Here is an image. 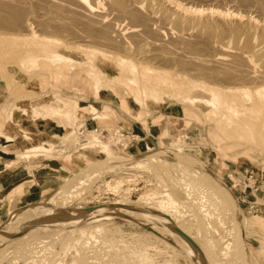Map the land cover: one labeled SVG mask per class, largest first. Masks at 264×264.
<instances>
[{"label":"rangeland","instance_id":"1","mask_svg":"<svg viewBox=\"0 0 264 264\" xmlns=\"http://www.w3.org/2000/svg\"><path fill=\"white\" fill-rule=\"evenodd\" d=\"M179 1H182L181 3L185 6L188 4L187 7L202 9L216 8V10L219 9V11L227 10L232 12L236 10L234 13L240 12L241 15H245L246 13L249 14L248 12H253L251 10L248 11L250 9L249 5H247V7L245 4H241L237 0H216V2L214 0H178V2ZM229 1L232 3L230 4ZM27 2L30 3H28V7L27 4H25L26 7L25 5H19L17 8H22V6L23 8L25 7V9L27 8V12H32L30 17L32 15L35 20H37L36 18H39L40 15L42 16L44 14L43 16H45L46 14L50 13L49 4L51 3L47 4L50 2V0H28ZM246 8L249 9L246 10ZM252 15H254V13H252ZM43 16L40 17V19H46V17ZM32 17L31 19H33ZM33 23L36 31L35 34L38 38H40H37V40H39V44H41L39 47L44 46L45 43L43 38L47 37L46 39H50L52 35H50L48 32H42L37 26L38 21H34ZM118 25L121 27L120 29L125 28L126 25L128 26L127 23H123V25L120 23ZM151 29L155 30L157 29V26L155 27L154 25V27L152 26ZM163 32L166 34H163V36L166 37L162 36V41H159L158 38L155 39H157L156 41H159L160 44L164 42L165 44L163 43V45H167L165 48H169L168 46H173L170 47V51H175V49H177L176 47H184V44L181 45L178 43V36L175 37L178 35L177 33L176 35H167L166 29L163 30ZM19 37L25 38L23 36ZM19 37L17 39H19ZM53 37L54 36L51 38ZM58 38L61 39V41L66 39L61 37ZM148 39H150V42L153 41V44L155 43L154 45L156 46L159 44V42H156L153 37ZM73 41L74 40L68 39V42ZM75 43H78L79 45H85V43L79 39ZM86 45H88V43H86ZM0 46V49H2V47L8 51L11 49L9 48V45L6 44L4 45L0 43ZM34 53L38 54V50H35ZM6 54L7 55L3 53L0 54V63H2V70H0L1 237L2 235L4 237L10 233H16L17 228L13 227L11 224L22 221L21 218L24 211L28 209L32 210V208L36 205L40 206L41 204H49V201L52 197H54L65 186L75 181L80 175L85 173L90 166L96 167L99 164H103L102 166L104 169H101V171H98L95 174H91L92 176L89 175L90 180H92L91 178L95 177L96 180L93 182V184L91 181V185L89 184V186L84 188L80 198L72 199L66 203V205H60L59 207L53 205V208L56 207L57 210L63 209V211L68 212H65L67 215H69L70 212H76L73 213V215H80L83 210L98 205H110L117 202L119 204H128L137 201L140 197H144V199L147 200V206H150V204L157 205L161 198H159L156 193L167 189H171V192H166H170L172 194L176 193V196H178L179 193H182L181 195H183L184 191L186 192V190L182 192L181 190L178 191L180 188H178L179 186L176 185V182L179 183V181L176 180L179 179L181 175L175 172L176 165L180 164L179 161L183 158L190 161V164L188 163L187 165L181 163L184 166L183 168H185L188 172L195 171V169H199V171L205 170V172L208 173H206L208 178L212 177L219 181L223 189L228 191L234 207L236 206L235 210H237L238 215L240 214L239 218L247 223V227L245 228L244 226L240 228L239 224L238 226L232 228L226 224H224L225 226L222 225L219 221H224L230 217L227 216L226 218L225 214H223L224 216L221 215L223 213L221 210L222 207L220 208L217 203V205L214 206L215 202L217 201L214 202V199H206L204 198L205 196L200 194H206L208 189L206 185L204 186L203 184H199L197 187L196 185L192 186V191L187 190L189 193L192 192V194H190L191 197L194 195V192L196 193L197 191L198 195L195 194L193 199L190 196H186L185 194L182 196V198H180L181 195L178 196V198L174 194L175 199H179L181 201L180 202L178 200L180 203L184 202V205L186 206V208L184 205L182 207V204L180 205V203H178L176 200L179 205L176 207L177 209L175 214L177 216V222H179V224L182 226L184 224L186 225H184L185 227H182L183 234L187 235L193 240H201L207 237V235L209 237L214 235L215 238L213 236L211 237L212 239L210 238L212 241L210 239L208 241L212 242L211 246L215 244V248L213 247V251H210V254L211 256L214 254L217 258L222 260L224 259L221 261V264H231L232 260L234 262H232V264H264V148L262 149L261 146L255 147V145L249 146L248 144L243 146L244 144L239 142L234 136L218 134L215 131L216 127L214 121H206L203 118L198 117L191 107H189L187 104L181 103L175 98L166 96L163 98V100H148L142 105L134 102L132 96L137 95L138 90L127 84L125 75H118L124 84L123 87L115 85H103L101 88H94L84 81V79H90L91 76L85 77V72L81 71L80 69H67L58 72L57 70H54L53 67L49 66V64L41 61L37 62L36 67L28 65L24 68H18L16 67L18 61L25 55H23L19 50H15ZM12 58L13 60H11ZM157 62L160 64L156 63V60L154 63L151 60V64L148 61L147 65L150 64L149 66H152V68L158 67L157 69H160V71H173L172 73L178 76L182 74H185V76L187 74L190 75V71L183 72L175 65L170 66L159 61ZM3 63H7L9 65L6 66L3 65ZM95 63L98 62L95 61ZM113 67L115 66L110 63L109 66H103L102 68L100 67V69L102 71L108 70L110 72ZM66 72L69 76H66ZM60 73L62 74L57 75ZM114 75L115 73L112 72L108 77L112 78ZM108 77H102V84H105L104 82L106 79H109ZM47 106L58 107L62 112H65V114H58V119L57 115H51V113L46 108ZM85 127L87 129L86 136L84 138L78 137V129H84ZM95 128H100L101 130L106 129V131L109 133L114 131L117 135H122L123 132L125 135H131L133 138L128 137L124 140V137L122 136L121 140V138H118V136L116 138L115 136L111 135L107 140H102L96 133V138H98L99 141L101 140L103 143L109 142V148L112 153L110 159H108V157H106V155L101 152L102 149L99 146H97V148L90 147L79 151V147L81 145L86 144L94 137L93 131ZM170 132L174 133L175 135L177 134V140L180 141L181 139L180 143H178V141L172 142L170 138H167V134ZM114 141H116L118 144L121 142L122 146H119ZM113 143H115V145ZM174 144H177L176 147L181 145L182 150L180 153L177 154L175 148L171 149L172 145ZM32 147L39 148L38 151L33 152L37 154L29 155L30 157L20 156L23 152L31 149ZM149 150L150 152L151 150L162 152L160 153L162 154L159 157L160 160L169 164V168L167 169L168 171L165 174L161 170V166L153 167L151 171H148L146 168L138 170L123 168H119L115 171H109V169L107 171L105 170L110 166L116 167V165L120 166L122 164H130L135 162L136 160H131L130 156L140 157L143 155H150V153H147ZM77 155H79V157ZM119 157L121 158L119 162L116 161V163L113 161L115 158ZM142 158L145 159V157ZM144 164L149 163L145 162ZM189 168L191 170H189ZM146 171L148 172L146 173ZM200 174L203 175V172H200ZM98 175L99 177H97ZM192 183V185L195 184L194 182ZM175 185L178 188L176 189V192H174ZM204 187L207 189L205 192L203 191ZM199 189H202V191L200 190L201 192H199ZM187 192L186 194H188ZM199 195L203 197V200H199L201 199V196ZM155 196L158 197L156 198ZM186 197L187 199H185ZM191 199H195V201L191 202ZM204 200L206 201V204L212 201L210 202L211 204H208L209 206L212 205L211 208L209 207L210 210L208 211L212 212L214 210V214L208 212L207 216L204 217V215H202V213L198 210L199 207L204 206ZM196 201H198V203ZM193 203L197 204L195 205ZM199 204L202 206H199ZM206 204L205 206L208 208V205ZM178 207H182L181 210L183 208L187 209V212L190 210L189 214H186V211H184L185 209H183L182 212ZM214 207H218L221 211L218 212L219 210L217 211ZM12 212L22 213L17 218H10V213L12 214ZM163 212H168V210H163L161 207V213ZM36 213L39 212L36 211ZM218 213L220 214L218 215ZM182 214L185 217L184 219ZM189 215H191V217ZM222 216L224 220H222ZM76 217L78 216L76 215ZM178 217H180V220ZM189 217L191 221L189 220ZM195 217L198 219L199 223L196 219L194 220ZM130 218L120 219L118 217L112 218L111 221L106 220L101 222L103 226L102 231L100 232H95L94 230L95 226H97L99 223L93 222L86 223L82 226L78 225V229L84 228V235H79V233H69V228L73 227H69L68 225L66 229L65 227H62L64 228V230H62L65 233H62L59 237L58 233H60L62 230L56 229V233L52 235V237H54L53 240L55 239L54 241H49L47 245L46 243L43 244L46 246H44L43 249H39L37 252L35 251L36 254H30L32 256H27L24 254L26 256L24 257L23 254H20L22 257H18L17 255L13 254L14 250L12 251V249L14 247L11 246V244L15 246L16 244L13 243L18 242L17 245H24L28 239L24 238V235L22 234V237L19 236L17 239H15L17 240L16 242L15 240H11L13 243L10 241L6 244L7 247L10 246L8 249L5 248V250H8L7 254L5 251L2 252L1 250L0 257L3 258H0V264H23V262L24 264H32L34 262L35 264H38V261L40 260L41 262V259L46 255L43 253H47L48 251L49 252L45 256L49 258H46L47 260L51 262L60 260L63 264H80L79 262L81 261L79 257L82 253L84 255L82 254L81 256H84L85 260L81 262V264L202 263L203 260L200 261V259H197L196 261L195 259H191L185 250L177 246L179 245V242L177 243L174 239H172V237H168L167 239L165 234L161 235L155 230V228L152 229L151 226H147V224L144 222L141 223L142 221H140V219L137 220L136 217H133L132 219ZM210 218H213V220ZM186 219L188 222H186ZM215 220H218L217 222L221 224V227L218 226L219 224ZM228 220L224 222L227 223ZM6 225L8 231L6 229L3 230L4 226ZM22 225L21 228L23 227ZM220 228L225 229H222V231ZM229 228H234L235 232H233V230H227ZM163 230L164 233H167V228H164ZM209 231H212L211 236L210 233H207ZM225 231H230L226 232L225 235L227 237L224 235ZM205 232L207 234H205ZM55 235L57 237H55ZM11 236L8 240L14 237ZM82 236L84 237L82 238ZM229 236L234 240L235 238H238V242H236L237 240L234 241ZM213 238L215 240H213ZM206 239L207 238H205V240ZM227 239H229V241ZM230 239L233 242L230 241ZM162 240L164 242H162ZM168 240H171L172 243H170ZM222 240L224 242H230L232 246H242L243 249L241 248V254L239 255L240 257L243 256L244 259L242 257V259L236 261L234 259L231 260L233 257L228 256L227 259L231 260L229 262L226 258H222L223 255L220 253L224 252L225 250H222V247L220 246H222L221 243H223V245L226 244ZM104 243L108 244L106 245ZM111 243H113V246ZM76 244L77 246L80 244V247H77ZM72 245L73 247L70 248ZM109 245L111 248L107 247ZM0 247L2 248V244ZM78 249L79 251L84 250L81 252V254L78 252L79 257L77 256V252L74 251ZM100 249L107 251L103 253ZM214 250L217 254L214 252ZM64 252L66 253L64 254ZM74 252L76 253L75 255ZM84 252H86V254ZM93 253L96 254V257ZM34 254L37 255L38 258H36ZM55 254H59L57 258ZM11 255L14 257H10ZM107 255L108 257L105 258ZM220 255L221 257H219ZM60 257L61 259H59ZM229 257L231 258L229 259ZM30 258H33L34 261ZM77 259L79 261H77ZM96 260L100 261L97 262ZM203 262L206 264H211L206 259Z\"/></svg>","mask_w":264,"mask_h":264},{"label":"bare ground","instance_id":"2","mask_svg":"<svg viewBox=\"0 0 264 264\" xmlns=\"http://www.w3.org/2000/svg\"><path fill=\"white\" fill-rule=\"evenodd\" d=\"M27 1L28 0H0V43L9 45V48H11L8 51L2 47L0 52L5 55H7L6 53H10L15 50L22 52V54L25 56H23L22 59L18 61L16 67L24 68L28 65L36 67L37 62L41 61L49 64V66L53 67L54 70H57L58 72L77 68L85 72V77L91 76L90 79H84V81L94 88H101L103 85H115L123 87L124 84L118 75H125L127 84L138 90V94L132 96L134 102L142 105L148 100H163V98L166 96L175 98L181 103L187 104L189 107H191L198 117H201L206 121H214L216 127L215 131L218 134L234 136L239 142L244 144H242L243 146L248 144L249 146L255 145V147L261 146L262 149L264 148V0H237L239 3L245 4V6H250V9L248 8V10L246 8V10L253 11L248 12L249 14L246 13L245 15H241L240 12L234 13L236 10L232 12L227 11L226 9V11H219V9L216 10V8H214V10L212 8L202 9L187 7L188 4L185 6L181 3L182 1L178 2V0H50V2L47 3H51L49 4L50 13L47 12L48 14L45 16H43L44 14L42 15L43 17H46V19H40V17H42L40 15L39 18H36L37 20H35L32 15L31 17L33 19H31L30 14L32 12L30 13L26 11L27 8L25 9V4H27V7L29 6V2ZM214 1L216 2V0ZM19 5H25V7L23 8L22 6V8L26 12L21 7L17 8ZM252 13H254V15H252ZM34 21H38L37 26L42 32H48L50 35L56 38H51L52 36H48L50 39H46L47 37H42L44 39L42 40L44 41L45 45L39 47L41 44H39V40H37L38 37L35 34L36 31L33 23ZM120 23H122V25L123 23H127L128 26L126 25V27L124 26L125 28L120 29L121 27L118 25ZM154 25L155 27L157 26V29L152 30L151 27H154ZM165 29L167 30V35H176L177 33L178 35L175 37L178 36V43L181 45L184 44V47H176L177 49H175V51H170V47L173 46H168L169 48H165L167 45H163L164 42L160 44L159 41L162 39L163 34L166 35L165 32H163ZM16 36H23L25 38L19 37V39L22 38L19 40ZM58 37L66 39L61 41V39ZM150 37H153L155 41L157 40L155 38H158L159 41H156L159 42L157 45L158 47L154 45L155 43L153 44V41H151L152 43L150 42V39H148ZM68 39L74 41L75 39L76 41L79 39L83 41L85 45H79L78 43L76 44V41L68 42ZM86 43H88V45H86ZM35 50H38V54L34 53ZM11 60H13V58ZM151 60L153 63L156 60V63L159 61L166 65H175L183 72L190 71V75L187 74L188 76H185V74H182L178 76L173 74V71L166 72L165 70L160 71V69H157L158 67L152 68V66H149L151 64ZM95 61L98 63H95ZM148 61L150 63H148L149 65H147ZM110 63L115 66L110 70V72L108 70L102 71L100 69V67L102 68L103 66H109ZM3 65L7 66L9 64L3 63ZM0 68V70H2V63H0ZM112 72L115 73V75L112 78H109L108 76H110ZM61 74L62 73L57 75ZM66 76H69L67 72ZM103 76L109 78L106 79L104 82L105 84H102ZM46 108L51 113V115H57V118L59 117L58 114H65V112H62L58 107L47 106ZM94 133L95 132L93 131L94 137H91L92 139L86 144L81 145L79 147V151L90 147L97 148V146H99L102 149L101 152H103L106 157L110 159L112 153L109 148V142L103 143L101 140L99 141V139L96 138V133ZM118 138H121L122 140V135H118ZM167 138H170L172 142L178 141V143H180L181 141V137L179 138L180 141L177 140V134L175 135L172 132L167 134ZM118 140L121 141L120 139ZM113 144L115 145V143ZM116 144L118 143L116 142ZM176 145L177 144L172 145L171 149L175 148L178 154L182 150V147L181 145L176 147ZM38 149V147H32L31 149L23 152L20 156L30 157L29 155L37 154L33 152L38 151ZM147 153H150V155H143L140 157L130 156L131 160H136L135 162L130 164H122L120 166L116 165V167L110 166L105 170L107 171L109 169V171H115L119 168L138 170L146 168L148 171H151L153 167L161 166V170L165 174L168 171L167 169L169 168V164L160 160L159 157L162 155L160 154L162 152H156L152 150L150 152L149 150ZM77 156L79 157V155ZM142 157H145V159ZM120 160L121 158L119 157L115 158L113 161L119 162ZM145 162L149 164H144ZM179 162L180 164L176 165L175 172L179 173L182 178L180 177L176 180L179 181V183L176 182V185L179 186L178 188L180 189H178L175 185L174 192L177 191L176 189H178V191L181 190V192L184 190H186V192L187 190L192 191V186L196 185L197 187L199 184H203L204 186L206 185L208 191H206L207 189L204 187L203 191H206V194H200L205 196L204 198L206 199H214V202L217 201L215 202L214 206L218 204L220 208L222 207L221 210L223 213L221 212V215L225 214L226 218L227 216L230 217L226 219L229 220L227 223H225L226 220L223 219V215L222 220L225 222H219H221L222 225L226 224L231 228L238 226V224L240 225V228L243 226L244 228L247 227V223L239 218L240 214L238 215L237 210H235L236 206L234 207L228 191L223 189L222 185L217 179L212 177L208 178L206 176L207 172H205V170L199 171V169H195V171L188 172L185 168H183L184 166L182 165H187L190 162L188 160L182 158ZM102 165L103 164H99L96 167H88V170H85V173L80 175L75 181L65 186L54 197H52L49 201V204H41L40 206L36 205L33 207L34 209L32 208V210H23L24 213H10V218H17L22 213V221L11 224L13 227L17 228V231L15 230L16 233H10L4 237L3 235L2 237L0 236V246L2 244V248L0 247V253L2 250V252L5 251L7 254L8 250H5V248L8 249L10 246L7 247L6 244L11 240L17 239V237L21 236L22 234L24 235V238L29 240H26L27 242L24 245H17V240H15L16 243L11 241L13 244H16L15 246L11 244V246L14 247L12 249V251L14 250L13 254L17 255L18 257H22L20 254H23V256L26 257L24 254L29 256L30 254L35 253V251L37 252L39 249H43V247L46 246L49 241L53 240L54 237H52V235L56 233V229L64 230L62 227H65L66 229L69 225V227H73L69 228V233H79V235H84V228L78 229V225L82 226L86 223L93 222L99 223L97 226H95L94 230L95 232H100L102 231L103 226L101 222L106 220L111 221L112 218L118 217L120 219L136 217L137 220L140 219V221H142L141 223H146L147 226H151L152 229L155 228V230L161 235L165 234L167 239L168 237H172V239H174L177 243L179 242V245L177 246L185 250L191 259H195L196 261L197 259H200V261H205L206 259L211 264H221V261L224 259L222 260L217 258L214 254L212 256L210 254V251H213V247L215 248V244L211 246L212 242H208L209 239L214 236H211L212 231L207 232L208 234L210 233L211 236L209 237L207 235V237H205L208 239H206L207 241L205 238L201 240H193L192 238L183 234L182 227L185 224L183 223V226L179 224V222H177L178 220L176 219L177 216L175 215L177 209L176 207L179 206L178 203L181 201L178 199L180 201L179 202L177 199H175L177 194L174 193V196V194L170 193L171 189L163 191L160 190L161 192L156 193V195L161 198L157 205L150 204V206H147V200H145L144 197H140L137 201L128 204H119L117 202L110 205H98L83 210L80 215H73V213L76 212H70L69 215H67L66 213L68 212L63 211V209L57 210L55 206V208H53V205L59 207L60 205H66V203L72 199L80 198L84 188L89 186L91 181L93 184V182L96 180V177L91 178L92 180H90L89 177L92 176L91 174H95L98 171H101V169H104ZM189 170L191 169L189 168ZM148 171H146V173ZM200 172H203V175H201ZM97 177H99V175ZM192 182L195 184L192 185ZM200 190L202 191V189H199V192H201ZM186 192L184 191L186 196H190V194H192V192H187L188 194H186ZM181 194L179 193L178 196ZM184 194L181 195L180 198H182ZM195 194L198 195L197 191L196 193L194 192L192 197H190L193 199ZM158 196L155 197L157 198ZM202 198L203 197L201 196V199L199 200H203ZM185 199H187V197ZM192 199L191 202L195 201V199ZM196 202L198 203V201ZM210 202L208 204H211ZM205 204L206 201L204 202V206L199 204V206L202 207H199V209L197 207L204 217L207 216L208 212L213 213L214 211H208L212 205L209 206L206 204L208 205V208H206ZM180 205L183 207L184 202L180 203ZM161 207L163 210H168V212L161 213ZM182 207L178 208L181 210ZM184 207L186 208L185 205ZM214 208L217 211L219 210L218 212L221 211L218 207ZM186 210L187 209L184 211ZM36 211L39 213H36ZM189 211L190 210H188V212L186 211V214H189ZM219 214L220 213H218V215ZM76 215L78 217H76ZM189 216L191 217V215ZM182 217L183 219L185 218L183 214ZM190 217L189 220L191 221ZM179 218L180 217H178V219ZM195 219L198 221L196 217L194 220ZM210 219L213 220V218ZM215 221L217 222L218 220ZM186 222H188L187 219ZM218 224V226L221 227V224ZM21 225L23 226L22 228ZM162 228H167V233H164ZM5 229L8 231L7 225L4 226L3 230ZM227 230H233V232H235L234 228H229ZM62 231L58 233L59 237L62 233H65ZM230 231H225L224 235L226 232ZM207 233L205 232V234ZM10 236L12 238L8 240ZM55 237L57 236L55 235ZM83 237L84 236H82V238ZM214 238L213 240H215ZM237 239L235 238V240ZM171 240L168 241L172 243ZM227 240L229 241V239ZM230 241L232 240L230 239ZM162 242L164 241L162 240ZM236 242H238V240ZM45 243L46 245H43ZM224 243L226 244L223 245V243H221L222 246H220L222 247V250H225L224 252L220 253L223 255L222 258L224 257L227 259L228 256H231L233 257H229L231 260L234 259L237 261L242 259L243 256L240 257L239 255L241 254L242 246H232L230 242ZM111 244L113 246V243ZM110 245L107 247L111 248ZM71 247H73V245L70 246V248ZM100 250L103 253L107 251H103L102 249ZM215 250L214 252L216 253ZM74 251L77 252V256L79 257L78 252L81 254V252L84 250L79 251L78 249ZM47 253L43 254L47 255ZM65 253L66 252H64V254ZM84 253L86 254V252ZM75 254L76 253L74 252V255ZM58 255L59 254H55L56 258ZM81 255L79 259L81 262H83L85 257ZM95 255L96 254H94V256ZM35 256L38 258L37 255ZM45 256L41 259V262L40 260L38 261V264H63L60 260L51 262L47 260L46 258L48 257ZM10 257L14 256L11 255ZM107 257L108 255L105 258ZM219 257H221V255ZM59 259H61V257ZM231 260L228 261L230 262ZM77 261L79 260L77 259ZM203 261L202 263L200 262V264H206ZM81 262L79 263L81 264ZM197 263L199 264V262ZM32 264H35V262Z\"/></svg>","mask_w":264,"mask_h":264},{"label":"built area","instance_id":"3","mask_svg":"<svg viewBox=\"0 0 264 264\" xmlns=\"http://www.w3.org/2000/svg\"><path fill=\"white\" fill-rule=\"evenodd\" d=\"M94 132L97 133L102 140H107L111 135H113L115 137L118 136L117 134H115L114 131H112V133H109L108 131H106V129L101 130L100 128H95ZM86 133H87L86 127L84 129L79 128L77 135H78V137L84 138L86 136ZM122 136L124 137V140L128 137L133 138L131 135H128V136L125 135L123 132H122ZM118 145L122 146V143H120ZM126 147H127V145H126ZM126 147H124V148H126Z\"/></svg>","mask_w":264,"mask_h":264}]
</instances>
